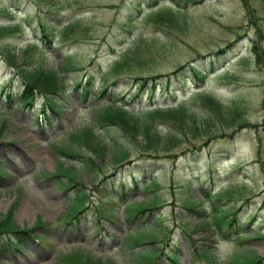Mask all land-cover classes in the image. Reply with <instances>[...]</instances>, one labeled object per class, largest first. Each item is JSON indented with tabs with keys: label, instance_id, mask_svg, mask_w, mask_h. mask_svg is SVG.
<instances>
[{
	"label": "rangeland",
	"instance_id": "374dc122",
	"mask_svg": "<svg viewBox=\"0 0 264 264\" xmlns=\"http://www.w3.org/2000/svg\"><path fill=\"white\" fill-rule=\"evenodd\" d=\"M186 2L0 0V27L7 29L0 28L5 33H0V171L8 176L0 179V221L8 216L18 227L32 228L33 237L46 231L43 242L27 238L20 251H4L0 264H79L80 259L85 264H172L169 253L178 264H204L196 256L199 249H212L210 264H234V259L264 255V0ZM152 10H160L155 21L143 17ZM129 18L127 31L116 30ZM42 19L50 24L46 27L51 33L49 43L40 40ZM66 22L71 23L70 33L60 31ZM10 55L22 63L18 68L8 66ZM120 58V72L110 73ZM66 60L74 69L66 70ZM192 67L202 74L191 73ZM20 69L36 70V75L44 78L54 76L61 87L49 96L57 102V108L50 110L44 104V95L32 89L31 105L18 102L23 89ZM39 70L47 77L38 74ZM139 78L146 79L141 88L138 84L143 80ZM88 79L90 93L83 99L81 90ZM77 82L80 85L75 88ZM152 82L154 87L150 86ZM7 85L9 101L4 99L6 91H1ZM104 86L107 90L101 98L97 90ZM195 92L202 93L192 95ZM205 94L235 109L230 125L220 122L208 109ZM105 102H127V109L134 112L151 108L153 103L166 107L185 102L186 116L184 112L178 115L182 114L181 125L186 120V128H178L176 120L170 118L167 123H158L160 119L150 115L156 122L150 126V133L155 130L164 134L174 127L172 134H176V128L179 134L172 143L153 140L151 148L144 150L141 136L132 140L120 128L100 127L95 122V113ZM207 118L209 126H202L200 120ZM83 131L90 132L91 140L83 139ZM75 134L80 140L74 139L70 145L93 159L88 168L78 157L55 150V146H66L69 136ZM99 143H122L130 154L129 162L114 165L110 147L101 156L91 153L90 146ZM70 166V178L68 174L43 175ZM142 175L154 179L152 193L139 188L145 182ZM102 176L111 177L105 180H112L111 192L118 198H124L122 192L130 187L122 204L128 200L146 204L153 194L161 207L128 226L120 220L122 204L103 200L107 191L100 185ZM71 177L76 183L66 189L67 184H73ZM120 185L125 186L123 190ZM202 189L226 192L219 203L238 208L241 221H248L242 227V239L215 234L212 225L200 224L195 212L181 206L192 204L209 215L206 198H200ZM74 192H84L87 206L101 201L102 208L114 210L118 221L103 223L94 235L96 212L88 207L78 223L64 224L73 212L86 207L83 199H71ZM105 215L114 218L107 212ZM37 220L44 225L37 226ZM125 231L129 232L124 236ZM151 233L158 239L146 243ZM126 241H137L143 249L135 255Z\"/></svg>",
	"mask_w": 264,
	"mask_h": 264
},
{
	"label": "trees",
	"instance_id": "16d2710c",
	"mask_svg": "<svg viewBox=\"0 0 264 264\" xmlns=\"http://www.w3.org/2000/svg\"><path fill=\"white\" fill-rule=\"evenodd\" d=\"M191 1H193V0H191ZM158 11H160V10L148 11L146 13V15H144L143 17H146V18H148L150 20L153 19V21H155L156 20L155 19L156 14H159V13H157ZM129 20H130V18L125 22L126 24L125 23L124 24H120V28L121 29L127 28L128 27V23L127 22H129ZM47 26L50 27L49 21H47V20L43 21V19H42V22L41 21L39 22L40 40H43V42L49 43L50 42L51 33L48 32V30L46 28ZM69 26L71 27V23L64 24L60 28V31H62V32L64 31V33H65V31L66 32H69V29H70ZM0 28L2 30L3 29H6L5 27H3V28L0 27ZM44 28H45V30H44ZM1 32L2 31H0V33ZM48 40H49V42H48ZM255 48L252 47L253 50ZM123 54H125V53H122V55ZM122 60L123 59L120 58L116 62H114L113 67L110 69V73H118V72H120V69L119 68H120L121 61ZM6 61H7L8 66L11 67V68H17L19 66V64H17V62H15V60L13 59V57L11 55L8 58V60H6ZM13 63L16 64V66ZM69 64H71L70 61L69 60H66L65 61V67H66V69H68V67H71L69 69H72V67H73V66H71L72 64L70 66H69ZM192 69H194V68L192 67ZM194 70H192V71L196 75H200V71H197L196 69H194ZM38 72H42V70H39ZM42 74H44V73L42 72ZM19 75H20V79H21V82H22V85H23V89H24V90L22 89V91L18 94V102L20 101V104L22 106L31 105L32 104L31 101H33V98H34V94L31 91V89H32L34 92H36V90H37V92H39V93L41 92L40 94H43L44 95V103H45V106H47L50 110H52L53 108H57L58 107L57 102L53 98H51L50 96H48L49 94L55 93V90L54 89L56 87H61V85L59 83H56L55 82L54 76H49L50 78H44V81H43L42 80L43 79L42 76L36 75V70H33V71H24L23 69H20L19 70ZM25 75L27 77H24ZM33 76H34V79H33ZM28 77H30L31 79H29ZM202 77L203 76L201 75L200 79H202ZM23 78H24V80H23ZM37 78H39V79H37ZM26 79H27V81H26ZM139 79H142L143 80L140 84H138V88H141L142 85H144V82L146 81V79H143V78H139ZM148 79H150V78H148ZM35 80H37V83H36ZM39 80H40V82H38ZM79 85H80V83L77 82L74 85V87L77 88V87H79ZM89 85H90V80L88 79L87 82L85 83V85H83V87H82V90L83 89L84 90L83 91L81 90V94H82L83 99H86V97L89 96V93H90ZM150 86L151 87H154V82H152L150 84ZM7 87H8V85L5 87V91H6V93H5V99H7V101H9V98H10V89H9V87L8 88ZM35 87H37V88H35ZM49 87H50V89H49ZM105 87L106 86L101 87V88H99L97 90V96H99V97L102 98L103 94L106 92ZM47 89H48V91H47ZM201 93L202 92H195V93H192V95H196V94L198 95V94H201ZM204 96H205V97H203L204 101L208 103L207 104L208 106L206 104L205 105L208 107V109H212L216 113L215 114V117L217 119H219L220 122H222L224 124L225 123L226 124H229L232 115L235 113L234 112L235 109H233V108H227V107L222 106L217 101H215L210 95H206L205 94ZM48 102H50V103L48 104ZM127 105H128L127 102H125L124 104H118V102H114L113 104H108L107 102H105L104 105L100 108V110H98L95 113V117H94L95 122L100 127H116V128H120V129H122L125 132V134L130 139L132 138V140H134L137 135L138 136H141L142 137V140H143V143H145L144 144L145 146L143 145V147H145L144 150H147V149L151 148L153 140H154V142L158 141L159 143H161V142L169 143V142L172 141L171 139L173 137L176 138L175 136L177 134H179L178 133L179 130L177 128H176V134H172V133H174V127H173L172 130L169 127V130L167 131V133H164V134H162V133L159 134L155 130H152L153 133H150L149 132L150 131L149 130L150 126L153 125L152 123H156L155 121H152L153 120L152 117L155 116V117L159 118L160 120L158 121V123L159 122L167 123L166 121L169 118L170 119H175L176 120L175 121V124H176V126L178 128H180V129L181 128H186V120H185L184 123H182V125H183L182 126L181 123H180V121H181L180 120V117H181L182 114L180 116L178 115V114L184 112L183 107L185 106V102H180V103L175 104L174 106H166V107H160L158 105H153L151 108L143 109V110H140L139 112H134V111H131V110L127 111L128 110L126 108ZM115 110H118V111H115ZM40 111H41L42 114H45L44 108H41ZM151 113H153V114H151ZM184 113H185L184 116H186V111ZM150 115H154V116L151 117ZM200 123H201L202 126H206V125L209 126V124H208L209 123L208 118L207 119H201L200 120ZM172 126H174V125H172ZM127 133H130V135H128ZM82 136H83V139L84 140H90L89 138L91 137V134H90L89 131H83L82 132ZM78 137L79 136L76 135V134L75 135H72V136L70 135L69 136V143L66 144V146H64V147H57V146H55V150L58 151L59 153L65 155V156L78 157V159H81L83 161L84 165L88 168V166H90L89 164H91L93 162V159L91 157L87 156V155H83L82 153H80L78 151H75L71 147V145H70L71 144L70 141H72L74 139L79 141L80 139ZM103 144L104 143H99V144H97L96 147L95 146H93V147L90 146V149H92L91 151L93 153H95V150H96L97 151L96 154L99 155V156H101V154L104 152V150L108 146V147H110L112 149V154L111 155H112V159H113L114 165H116V164H123L124 162H127V163L129 162L128 161V158L130 157V154L126 151L127 148L122 143L121 144L115 143V144H112V145L111 144L110 145H108V144L107 145L106 144L103 145ZM165 151H167V150H165ZM139 167L141 168V166H139ZM61 168H62V170H61ZM70 168H72V167H67V168L60 167V168H58L59 173H58V170H57V173L60 174V175H65L64 173H68V176H69L70 174H69V172L67 170H71ZM150 169H153V168H150ZM62 171H64L63 174H62ZM136 173H139V172H136ZM149 173L148 174L147 173H144V174L150 176ZM3 176L5 178V174L3 172H0V177L2 178ZM105 176H102V177H104V179L111 178V177H105ZM102 177H101V181H102L101 183L102 184H100V185H102L101 187H102V189L104 191H107V192H105V194L103 196V200H105V201H113V202L114 201L120 202L122 199L118 198V194H116L114 196H110L111 193H112L111 191H113L112 190V187H114L113 186V183L111 181L108 182L107 180L102 179ZM137 177L138 176L136 175V178H134L133 187H136L137 186V183H138ZM140 177H142V179H144L143 182L145 181L144 184H141L140 189L142 188L146 193H148V192H151L152 193V189H150V187L152 186L153 189H154L153 179L152 178H149V177H146L144 175H142ZM69 178H70V176H69ZM71 179H73V178L71 177ZM74 183H76L75 182V179H73V184ZM73 184L69 183L68 184V187L74 186ZM150 184H151V186H150ZM120 186L123 187L122 185H120ZM147 187H148V189H146ZM96 190H97V188H96ZM121 190H123V188ZM80 193L74 194L73 195L74 198H72V199L76 200L77 197L83 199L84 198V194L82 192H80ZM217 193L215 192V193H212L213 195L212 194L210 195L209 194V191H207L205 189H202L201 192H200V198L201 199H205L206 198V201L208 202L209 209L208 208L207 209H208V212L210 214L208 216H206V214L203 211V209L200 210L197 207L196 208H193L191 205H186V204H183V205L180 204V205L184 209H186V210H188L190 212H193V213L195 212L198 215L197 222H199V221L202 222L203 221V223H205L204 225H207V224L208 225H212V227H213L212 228L213 229L212 231L218 233L219 235H221V236H231V235H233L236 239H242V237H243L242 227L245 226V225H247L248 224V221H246V219L243 220V221H241V219L238 217V213H237V209L238 208H234L231 204L228 205V204H225V203H219V201L221 200L222 196L226 192H224L222 196H221L222 193L221 194H219L220 192H217ZM216 194H217V196H216ZM123 195H124V193H123ZM149 198H150L149 199L150 201L148 200L149 201L148 203H150V204H148V203L143 204V203H139V202H132L131 203L130 200H129L124 205V211L127 213L126 214V217H125L126 221H128L130 223L133 220H135V219H137L139 217H142V215L149 214L153 210L161 207L162 204H161V202H159L157 196L151 194L149 196ZM244 201H246V198L244 199ZM99 204H102V203L100 202ZM147 204H148V206H147ZM125 206H128L129 208L128 207L126 208ZM82 209H84V208H82ZM82 209L76 210L74 213L75 214H79L82 211ZM72 217L73 216H71V218ZM76 217L77 216H75L74 218H76ZM206 217H207V219H206ZM9 220L10 219L7 216V218L4 219V222H3V220L0 222V224L2 225V227L0 226V256L4 253V251H7L9 249L10 250H14V251H20L21 248L23 247L22 245H24V241L26 240L25 239L26 236L31 232V230L19 229V227L17 225H15L13 222H11ZM201 222H199V223H201ZM40 223L41 222H39V224ZM216 225H218V226H216ZM4 226H5V228H4ZM12 226H14V227H12ZM220 226H221V228H220ZM10 227H12V228H10ZM15 227H16V229H17L18 232L15 231ZM219 231H220V233H219ZM145 239H146V241L148 240L150 242H154V241H157L158 238L156 236H154V234L151 233V235H149ZM19 240H22V241H19ZM15 242H16V244H15ZM21 243H22V245H20ZM12 244H14V245H12ZM134 244H135V246H137L139 243L136 244V242L133 241L131 244L129 242L127 244V241H126V246H128V247L134 246ZM196 256H197L198 259L203 260L206 264H209L208 262L211 261L212 253H211V250H206V251L203 252L200 249V250L197 251ZM151 257H152V255H151ZM246 257L247 256H245L244 259L240 260L242 262H240L238 260H235V263L234 264H237V263L238 264H257V263L264 264V255L263 256H249L247 258ZM254 257H256L255 259L257 261L258 260L259 261L258 262L256 260L254 261ZM243 260H244V262H243ZM170 261L173 264H177V260L173 256H170Z\"/></svg>",
	"mask_w": 264,
	"mask_h": 264
},
{
	"label": "bare ground",
	"instance_id": "6f19581e",
	"mask_svg": "<svg viewBox=\"0 0 264 264\" xmlns=\"http://www.w3.org/2000/svg\"><path fill=\"white\" fill-rule=\"evenodd\" d=\"M186 1V0H185ZM188 1V0H187ZM191 0H189L188 2H190ZM196 1V0H195ZM193 2H194V0H193ZM187 3V2H186ZM248 3V2H247ZM180 4V3H179ZM177 5V4H176ZM182 5V4H181ZM246 5V4H245ZM184 6H186V5H184ZM177 7V6H176ZM185 9V8H184ZM12 11V10H11ZM9 12V11H8ZM249 12V11H248ZM3 13V12H2ZM10 13V12H9ZM5 15V14H4ZM149 15V14H148ZM159 15V14H158ZM175 15H177V14H175ZM12 16V15H11ZM15 16V15H14ZM150 16V15H149ZM152 16V15H151ZM156 16H157V14H156ZM155 16V17H156ZM169 16H171V15H169ZM164 17H165V15H164ZM163 17V18H164ZM179 17V16H178ZM177 17V18H178ZM153 18V17H152ZM161 19H162V17H160ZM160 18H159V20H160ZM173 18V17H172ZM5 19V18H4ZM3 19V20H4ZM156 19V18H155ZM169 19V18H168ZM174 19V18H173ZM148 20V19H147ZM178 19H176L175 21H177ZM67 21V20H66ZM152 21H153V19H152ZM166 21V20H165ZM157 22V21H156ZM161 22V21H160ZM6 23V22H5ZM67 23H69V22H66L65 24H67ZM163 23V22H162ZM176 23V22H175ZM179 23V22H178ZM177 23V24H178ZM124 24V23H123ZM126 24V23H125ZM170 24V23H169ZM172 24V23H171ZM180 25L179 26H181V23H179ZM161 25V24H160ZM123 26V25H122ZM165 26V25H164ZM173 26H175V24L173 25ZM44 27V26H43ZM42 27V28H43ZM70 27V26H69ZM117 28H116V30H119V31H122V32H124V31H127V29H128V27H127V29L125 28V29H121L120 28V25H118V26H116ZM125 27V26H124ZM159 27V26H158ZM177 27V26H176ZM175 27V28H176ZM3 28V27H2ZM67 28V27H66ZM68 29V28H67ZM7 30V29H6ZM44 30H45V28H44ZM42 31V30H41ZM3 32V31H2ZM1 32V33H2ZM66 32V31H65ZM70 33V32H69ZM121 33V32H120ZM2 34H5L4 32L2 33ZM44 34V33H43ZM136 34V33H135ZM48 36V35H47ZM125 36V35H124ZM135 36V35H134ZM50 37V36H49ZM244 39V38H243ZM116 40V39H115ZM243 41V40H242ZM48 42H49V40H48ZM256 43V42H255ZM243 44V43H242ZM114 45H116V44H114ZM110 46V45H109ZM253 46V45H252ZM257 46V45H256ZM114 48V47H113ZM257 50V49H256ZM233 51V50H232ZM252 51V50H251ZM255 52V51H254ZM121 53V52H120ZM259 53H260V51H259ZM262 53V52H261ZM264 54V53H263ZM255 57V56H254ZM261 57V56H260ZM24 58V57H23ZM257 58V57H256ZM255 59V58H254ZM260 59V58H259ZM226 61V60H225ZM64 63V62H63ZM71 63V62H70ZM14 64V63H13ZM18 64V63H17ZM20 64H22V63H20ZM19 64V65H20ZM68 64V63H67ZM12 65V64H11ZM15 66H16V64H14ZM24 65H25V63H24ZM42 65V64H41ZM71 64H69V66H70ZM18 66V65H17ZM64 66V65H63ZM71 66H73V65H71ZM220 66V65H219ZM35 67H37V65L35 66ZM39 67V66H38ZM42 67V66H41ZM74 67V66H73ZM72 67V68H73ZM18 68V67H17ZM65 68V67H64ZM69 68H71V67H68V70H71V69H69ZM38 69V68H37ZM74 69V68H73ZM17 70V69H16ZM67 70V69H66ZM192 70H194V69H192ZM182 71V70H181ZM195 71V70H194ZM74 72V71H73ZM80 72V71H79ZM225 72V71H224ZM29 73V72H28ZM44 73V72H43ZM63 73V72H62ZM67 73V72H66ZM70 73V72H69ZM88 73V72H87ZM176 73V72H175ZM180 73H184V72H180ZM191 73H194V72H192L191 71ZM223 73V72H222ZM38 74H39V72H38ZM195 74V73H194ZM199 74V73H198ZM202 74V73H201ZM28 75V74H27ZM174 75V74H173ZM196 75V74H195ZM20 76V75H19ZM113 76V75H112ZM169 76V75H168ZM24 77H27L26 75L24 76ZM47 77V76H46ZM181 77V76H180ZM29 79H31L30 77H28ZM33 79H34V76H33ZM36 79V78H35ZM37 79H39V78H37ZM43 79H44V77H43ZM174 79H175V77H174ZM21 80V79H20ZM23 80H24V78H23ZM22 80V81H23ZM90 80V79H89ZM170 80V79H169ZM182 80V79H181ZM201 80V79H200ZM26 81H27V79H26ZM29 81V80H28ZM36 81V83H37V80H35ZM47 81V80H46ZM119 81V80H118ZM180 81V80H179ZM178 81V82H179ZM32 82V81H31ZM34 82V81H33ZM38 82H40V80L38 81ZM48 82V81H47ZM116 82V81H115ZM15 83V82H14ZM27 83V82H26ZM63 83V82H62ZM91 83V82H90ZM180 83V82H179ZM233 83V82H232ZM40 84V83H39ZM31 85V84H30ZM61 85V84H60ZM78 85V84H77ZM83 85H85V84H83ZM167 85V84H166ZM165 85V86H166ZM63 86V85H62ZM112 86V85H111ZM8 88V87H7ZM6 88V89H7ZM12 88V87H11ZM23 88V87H22ZM35 88H37V87H35ZM34 88V89H35ZM49 89H50V87H49ZM52 89V88H51ZM153 89V88H152ZM24 90V89H23ZM29 90V89H28ZM60 90V89H59ZM78 90V89H77ZM84 90V89H83ZM82 90V91H83ZM107 90V89H106ZM17 91V90H16ZM20 91H21V89H20ZM19 91V92H20ZM37 91V90H36ZM45 91V90H44ZM47 91H48V89H47ZM52 91V90H51ZM32 93V92H31ZM41 93V92H40ZM43 93V92H42ZM50 93V92H49ZM53 94V93H52ZM105 94V93H104ZM12 95V94H11ZM40 95V94H39ZM43 95V94H42ZM49 96V95H48ZM32 97V96H31ZM30 97V98H31ZM52 97V96H51ZM55 97H56V95H55ZM15 98V97H14ZM25 98V97H24ZM118 99V98H117ZM9 100H10V98H9ZM21 100V99H20ZM32 100V99H31ZM35 100V99H34ZM46 100V99H45ZM57 100V99H56ZM22 101V100H21ZM30 101V100H29ZM122 101V100H121ZM24 102V101H23ZM32 102V101H31ZM52 102V101H51ZM19 103H20V101H19ZM34 103V102H33ZM47 103V102H46ZM50 102H48V104H49ZM45 104V103H44ZM128 104V103H127ZM168 104V103H167ZM55 105V104H54ZM169 105V104H168ZM240 105H242V104H240ZM26 106V105H25ZM114 106V105H113ZM132 106V105H131ZM239 106V105H238ZM237 106V107H238ZM108 107V106H107ZM162 107V106H161ZM235 107V106H234ZM241 109H243V108H241ZM43 111V110H42ZM62 111V110H61ZM115 111H118V110H115ZM123 111V110H122ZM127 111H129V109L127 110ZM132 111V110H131ZM44 112V111H43ZM235 112V111H234ZM237 112V111H236ZM114 113V112H113ZM240 113V112H239ZM60 114V113H59ZM143 114V113H142ZM245 114V113H244ZM43 116H46V114H42ZM57 115V114H56ZM57 117V116H56ZM241 118V117H240ZM44 120V119H43ZM45 120H47V118L45 119ZM236 120V119H235ZM234 120V121H235ZM48 121V120H47ZM41 122V121H40ZM236 122V121H235ZM240 122V121H239ZM241 123H242V121H241ZM187 124V123H186ZM234 124V123H233ZM238 124V123H237ZM250 124V123H249ZM252 124V123H251ZM232 125V124H231ZM255 125V124H254ZM259 125V124H258ZM233 126V125H232ZM238 126V125H237ZM240 126V125H239ZM247 126V125H246ZM236 127V126H235ZM232 129V128H231ZM247 129V128H246ZM250 129V128H249ZM251 129H253V128H251ZM257 129V128H256ZM211 130V129H210ZM220 130V129H219ZM223 130V129H222ZM221 130V131H222ZM235 130V129H234ZM233 130V131H234ZM237 130V129H236ZM242 130V129H241ZM223 131H225V130H223ZM239 131H240V129H239ZM211 132H213V131H210V133ZM252 132V131H251ZM259 132V131H258ZM224 133V132H223ZM255 133V132H254ZM73 134V133H72ZM138 134V133H137ZM214 134V133H213ZM227 134H229V132L227 133ZM187 135V134H186ZM185 135V136H186ZM208 135V134H207ZM218 135V134H217ZM216 135V136H217ZM220 135H221V133H220ZM233 135V134H232ZM258 135V134H257ZM72 136V135H71ZM213 137V136H212ZM211 137V138H212ZM71 138V137H70ZM169 138V137H168ZM210 138V139H211ZM216 138V137H215ZM88 139V138H87ZM90 139V138H89ZM93 139V138H92ZM137 139V138H136ZM232 139V138H231ZM91 140V139H90ZM169 140V139H168ZM228 140H230V139H228ZM88 141V140H87ZM263 141V140H262ZM169 142V141H168ZM90 144V143H89ZM92 144V143H91ZM104 145V144H103ZM112 145V144H111ZM106 147V146H105ZM169 147V146H168ZM107 148H108V146H107ZM170 148V147H169ZM89 150H92V149H89ZM94 150V149H93ZM109 150H111V149H109ZM119 150V149H118ZM165 150V149H164ZM167 150V149H166ZM112 151V150H111ZM115 151V150H114ZM97 151L95 150V153H96ZM91 153H92V151H91ZM94 153V154H95ZM87 154V153H86ZM91 155V154H90ZM97 155V154H96ZM71 158V157H70ZM73 158V157H72ZM87 158V157H86ZM88 160V159H87ZM90 161V160H89ZM65 162V161H64ZM73 162V161H72ZM80 164V163H79ZM90 165V164H89ZM122 165V164H121ZM67 166H68V163H67ZM77 166V165H76ZM82 166V165H81ZM71 167V166H70ZM58 168V167H57ZM60 168V167H59ZM93 168V167H92ZM70 169H72V168H70ZM81 169V168H80ZM86 169V168H85ZM61 170H62V168H61ZM75 170H76V168H75ZM69 171V170H68ZM77 171V170H76ZM63 172L64 171H62V174H63ZM70 172V174H72L71 172L72 171H69ZM119 172V171H118ZM58 173H59V170H58ZM73 173H74V171H73ZM64 174H68V173H64ZM79 174V173H78ZM3 175V174H2ZM216 175V174H215ZM71 176V175H70ZM67 177V176H66ZM74 177V176H73ZM72 177V178H73ZM69 178V177H68ZM67 178V179H68ZM135 178V177H134ZM62 179V178H61ZM74 179V178H73ZM73 179H72V181H73ZM68 180H70V179H68ZM76 180V179H75ZM78 180V179H77ZM105 180V179H104ZM154 180V179H153ZM71 181V180H70ZM112 181V180H111ZM118 181V180H117ZM137 181V180H136ZM143 181V180H142ZM150 181V180H149ZM69 182V181H68ZM100 182H102V181H100ZM123 182H125V181H123ZM141 182V181H140ZM214 182V181H213ZM104 183V182H103ZM120 183V182H119ZM126 183V182H125ZM219 183V182H218ZM102 184V183H101ZM106 184V183H105ZM114 184V183H113ZM121 184V183H120ZM130 184V183H129ZM144 184V183H143ZM220 184V183H219ZM61 185V184H60ZM208 185V184H207ZM115 186H117V185H115ZM139 186V185H138ZM150 186H151V184H150ZM209 186H211V185H209ZM60 187V186H59ZM121 187V186H120ZM125 187V186H124ZM216 187H218V186H216ZM130 188V187H129ZM120 189V188H119ZM122 189V188H121ZM124 189V188H123ZM138 189V188H137ZM142 189V188H141ZM146 189H148V187L146 188ZM213 189H214V187H213ZM100 190V189H99ZM102 190V189H101ZM126 190V189H125ZM153 190V189H152ZM221 190H223V189H221ZM56 191V190H55ZM59 191V190H58ZM118 191V190H117ZM132 191V190H131ZM136 191V190H135ZM141 191V190H140ZM142 191H144L143 189H142ZM148 191V190H147ZM126 192V191H125ZM144 193H146L145 191H144ZM217 193V192H216ZM81 194V193H80ZM205 194V193H204ZM218 194V193H217ZM217 194H216V196H217ZM219 194H221V193H219ZM116 195V194H115ZM208 195V194H207ZM211 195V194H210ZM213 195V194H212ZM223 194H221V196H222ZM219 196V195H218ZM220 196V197H221ZM224 196V195H223ZM204 197V196H203ZM73 198H74V196H73ZM125 199H126V197H125ZM220 199V198H219ZM73 201H74V199H72ZM87 200V199H86ZM205 200V199H204ZM69 201V200H68ZM71 201V200H70ZM77 201V200H76ZM75 201V202H76ZM150 201V200H149ZM148 201V202H149ZM206 201V200H205ZM89 202V201H88ZM73 203V205H74V202H72ZM72 203L70 204V205H72ZM152 203V202H151ZM193 203V202H192ZM218 203V202H217ZM148 204H150V203H148ZM148 204H147V206H148ZM204 204H205V202H204ZM190 205H192V204H190ZM194 205V204H193ZM196 205V204H195ZM203 205V204H202ZM76 206V205H75ZM205 206V205H204ZM126 208L128 207V206H125ZM188 207V206H187ZM224 207V206H223ZM129 208V207H128ZM200 208V207H199ZM155 209V208H154ZM83 210V209H82ZM132 210V209H131ZM208 210V209H207ZM128 211V210H127ZM136 211V210H135ZM204 211V210H203ZM150 212V211H149ZM190 212V211H189ZM209 213V212H208ZM216 213V212H215ZM106 214V213H105ZM104 214V215H105ZM127 214V213H126ZM131 214V213H130ZM195 214V213H194ZM137 215V214H136ZM207 215V214H206ZM210 215V214H209ZM216 215V214H215ZM10 216V215H9ZM106 216V215H105ZM139 216V215H138ZM143 216V215H142ZM197 216V215H196ZM208 216V215H207ZM114 217V216H113ZM5 218H7V217H5ZM4 218V219H5ZM11 218V217H10ZM73 218V217H72ZM105 218V217H104ZM4 219H3V222H4ZM202 219V218H201ZM206 219H207V217H206ZM205 219V220H206ZM66 220V219H65ZM117 220V219H116ZM204 220V221H205ZM209 220V219H208ZM2 221V220H1ZM0 221V222H1ZM10 221V220H9ZM118 221V220H117ZM128 222V221H127ZM137 222V221H136ZM199 222H201V221H199ZM107 223V222H106ZM201 223H203V221L201 222ZM200 223V224H201ZM3 224V223H2ZM6 224V223H5ZM199 224V223H198ZM205 224V223H204ZM7 225V224H6ZM125 225V224H124ZM208 225V224H207ZM0 226L2 227V225L0 224ZM71 226V225H70ZM201 226V225H200ZM216 226H218V225H216ZM12 227H14V226H12ZM12 227H10V228H12ZM137 227V226H136ZM144 226H142V228H143ZM205 227H208V226H205ZM4 228H5V226H4ZM154 228V227H153ZM201 228V227H200ZM220 228H221V226H220ZM5 230V229H4ZM11 230V229H10ZM24 230V229H23ZM138 230V229H137ZM147 230V229H146ZM149 230V229H148ZM9 231V230H8ZM13 231V230H12ZM15 231H17V229H16V227H15ZM150 231V230H149ZM161 231V230H160ZM218 231V230H217ZM223 231V230H222ZM18 232V231H17ZM146 232V231H145ZM3 233V232H2ZM25 233V232H24ZM28 233V232H27ZM148 233V232H147ZM216 233V232H215ZM219 233H220V231H219ZM7 235V234H6ZM24 235V234H23ZM26 235V234H25ZM32 235V234H31ZM18 236V235H17ZM19 237V236H18ZM27 237V236H26ZM19 239V238H18ZM26 239V238H25ZM10 240V239H9ZM23 240V239H22ZM22 240H19V241H22ZM138 241V240H137ZM136 241V242H137ZM143 241V240H142ZM148 241V240H147ZM4 242V241H3ZM27 242V241H26ZM5 243V242H4ZM11 243V242H10ZM20 243V242H19ZM7 244V243H6ZM15 244H16V242H15ZM127 244H128V242H127ZM131 244V243H130ZM137 244V243H136ZM144 244V243H143ZM12 245H14V244H12ZM20 245H22V243L20 244ZM23 246V245H22ZM134 246H135V244H134ZM12 247V246H11ZM147 247V246H146ZM13 248V247H12ZM154 248H156V247H154ZM15 249V248H14ZM22 249V248H21ZM26 249V248H25ZM10 250V249H9ZM153 250V249H152ZM149 251H151V250H149ZM164 251V250H163ZM16 252V251H15ZM158 253V252H157ZM22 254V253H21ZM169 255V254H168ZM173 255V254H172ZM164 256V255H163ZM166 256H167V254H166ZM160 257V256H159ZM169 257V256H168ZM167 257V258H168ZM242 257H243V255H242ZM245 257V256H244ZM247 258V257H246ZM256 257H254V261L256 260L255 259ZM242 259H244V258H242ZM242 259H240V260H242ZM150 260V259H149ZM160 260H162V259H160ZM253 260V259H252ZM209 261V260H208ZM257 261V260H256ZM259 261V260H258ZM257 261V262H258ZM263 261V260H262ZM240 262H242V261H240ZM243 262H244V260H243ZM209 263V262H208ZM210 264V263H209ZM257 264H259V263H257Z\"/></svg>",
	"mask_w": 264,
	"mask_h": 264
}]
</instances>
